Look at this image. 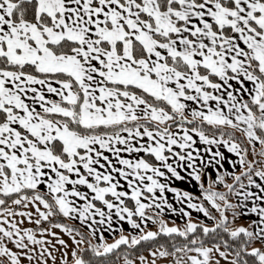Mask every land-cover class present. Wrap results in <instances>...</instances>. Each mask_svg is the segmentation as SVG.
<instances>
[{"label": "snow or ice", "instance_id": "obj_1", "mask_svg": "<svg viewBox=\"0 0 264 264\" xmlns=\"http://www.w3.org/2000/svg\"><path fill=\"white\" fill-rule=\"evenodd\" d=\"M50 261L264 264V0H0V264Z\"/></svg>", "mask_w": 264, "mask_h": 264}, {"label": "crops", "instance_id": "obj_2", "mask_svg": "<svg viewBox=\"0 0 264 264\" xmlns=\"http://www.w3.org/2000/svg\"><path fill=\"white\" fill-rule=\"evenodd\" d=\"M172 131H176V129H173ZM212 150L215 151L216 150V146H212ZM201 151H203V146L201 145ZM220 151H222L226 156L230 157L229 160L224 162V167L225 168H229L231 170H235V171H239L240 169L237 167L235 169H232V165H231V161L236 159V156L234 153H230L227 148L225 147H221ZM143 154V153H141ZM212 153H208L209 156H211ZM181 171L182 177H185L184 179H177V178H173L172 181L170 182L172 186L177 187L179 189H181V191H190L194 194L195 197H200L201 192L198 186V182H196L193 178L188 177L187 173H185L183 171V169H179ZM164 179V178H162ZM257 180H259V178H256ZM251 190L253 192L258 193V189H256L255 186H252ZM159 195V193H157ZM166 196L167 199L177 208H187L188 205L185 204L183 201H178L176 199V196L174 193H172L170 190L166 192ZM237 197L233 196V202H236ZM197 202H199V200H197ZM207 203V202H206ZM249 203H251V200L249 201ZM191 212V218L193 220H197V219H204L203 214L195 209H188ZM252 216V218H254V214H250ZM163 217L165 220H169L171 223H175L177 225H183L184 220L181 219V214L179 212H165L163 214ZM184 219H187V217H185ZM248 219L249 216H244L241 217L237 220V223H248ZM72 222H76L79 224V221H73ZM211 222V221H209ZM25 223H27V221H25ZM119 223H122L124 225L125 231L128 232L129 234H131L132 229L130 228V226L127 224L126 221H120ZM156 225L155 223H153L152 221H149L147 224L148 228H155L156 229ZM54 231L60 232V234L64 237L65 240H67L69 242V244L72 243L70 237H68L67 234L63 233L62 230L60 229H54ZM105 236L108 238V240L110 241L111 239H114L115 237H113L110 233L105 232L104 233ZM117 235H119V231L117 230ZM57 248H60L61 246L59 244L56 245ZM147 255V253H146ZM57 256L59 258V253H57ZM51 264V261H50ZM137 264H139V262H137Z\"/></svg>", "mask_w": 264, "mask_h": 264}, {"label": "trees", "instance_id": "obj_3", "mask_svg": "<svg viewBox=\"0 0 264 264\" xmlns=\"http://www.w3.org/2000/svg\"><path fill=\"white\" fill-rule=\"evenodd\" d=\"M171 130H173V129H171ZM230 199H232L233 200V196H230ZM58 220H61V221H64V222H67V223H69V224H73L74 222H72L71 220H68L67 218H65V217H59V218H57ZM75 224L77 225V226H79V224L78 223H76L75 222ZM161 239L163 240L164 238L163 237H161ZM146 251H145V255H146Z\"/></svg>", "mask_w": 264, "mask_h": 264}, {"label": "rangeland", "instance_id": "obj_4", "mask_svg": "<svg viewBox=\"0 0 264 264\" xmlns=\"http://www.w3.org/2000/svg\"><path fill=\"white\" fill-rule=\"evenodd\" d=\"M163 218H164V217H163ZM166 221H167L169 224H172L168 219H167ZM181 226H182V225H181ZM157 227H158V225H156V228H157ZM147 229H155V228H153V227H152V228H148V227H147ZM147 229H146V230H147Z\"/></svg>", "mask_w": 264, "mask_h": 264}]
</instances>
